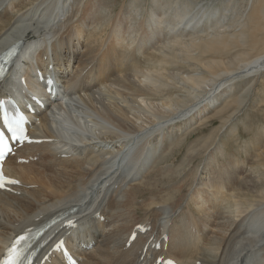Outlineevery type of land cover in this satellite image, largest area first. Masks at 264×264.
I'll return each instance as SVG.
<instances>
[{"label": "bare ground", "instance_id": "6f19581e", "mask_svg": "<svg viewBox=\"0 0 264 264\" xmlns=\"http://www.w3.org/2000/svg\"><path fill=\"white\" fill-rule=\"evenodd\" d=\"M105 1L0 0V55L17 43L21 47L0 87V100L10 97L21 109L35 110L30 114L29 141L17 146L4 163V174L16 184L0 190V261L30 229L61 214L67 217L46 239L50 244L64 239L79 264H158L166 259L177 264H264V186L244 178L238 161L226 167L208 160L185 179L182 176L184 182L180 177L185 185L190 178L192 187L182 188L189 192L178 205L160 197L157 185L151 189L156 180L143 181L150 170L163 169L167 134L193 132L226 100L239 101L241 97L231 100V95L240 78L261 75L264 81V52L247 62L235 61L231 71L214 72L215 82L195 80L198 71L190 72L193 76L179 77L189 85L188 97L198 87L204 91L183 106L173 90L176 75L165 76L171 56L158 37L165 32L166 47L172 48L181 28H206L191 38L206 35L207 50L228 49L231 43L246 49L250 36L258 30L264 34V0H218L215 7L214 0L207 5L197 0H152L156 8L149 25L135 31L125 27L119 15L105 18ZM255 46L250 48L256 52ZM213 60L207 64L212 69L220 63ZM38 71L54 75V100L53 94L45 93L46 84L38 81ZM178 187L173 191L179 193ZM146 190L149 194L138 195ZM44 264L65 263L54 252Z\"/></svg>", "mask_w": 264, "mask_h": 264}, {"label": "rangeland", "instance_id": "374dc122", "mask_svg": "<svg viewBox=\"0 0 264 264\" xmlns=\"http://www.w3.org/2000/svg\"><path fill=\"white\" fill-rule=\"evenodd\" d=\"M102 2L104 0H101ZM118 1V2H117ZM181 1V0H179ZM192 2H195L196 0H190ZM207 1V2H206ZM220 1V0H219ZM218 0H214L213 2H211V5L213 7L218 5ZM121 2V0H106L105 1V10L104 8L102 9L103 12V16L105 18H114L115 16L120 17V21L124 22L122 23L125 27H127L128 29H130V31H135V30H139V28L141 29H145V27L147 28V26L149 25L148 21L151 15V12L154 8L151 4H152V0H124L121 2V4L119 3ZM124 2V3H123ZM134 2V4H133ZM151 2V3H150ZM201 3V4H209L210 0H197L196 3ZM118 4V5H117ZM123 4V5H122ZM131 4V6H130ZM114 5V7H113ZM117 6V7H116ZM241 11L245 10V4L242 2L241 3ZM123 8L122 11H120L119 9ZM148 9V10H146ZM117 10V11H116ZM126 10V11H125ZM119 11V12H118ZM145 11V13H144ZM118 12V14H117ZM144 14V15H143ZM144 16V17H143ZM116 17V18H117ZM143 22V23H142ZM141 25H140V24ZM148 23V25H147ZM140 25V26H139ZM139 26V27H138ZM249 26H252L251 24H249ZM137 28V29H136ZM201 28V27H199ZM182 29V30H181ZM180 32H179V37H178V43H174L172 44V48H167L166 47V43L168 41V37L167 34L165 32H163V37L161 38L158 37V41L162 40V42L160 41L159 44L162 48H164V50L167 52V54L170 57V63L167 67L168 69H166V77H169L171 75V73H174V76L176 75V78L173 79L172 77H170L171 82L173 81V85H174V91H176L177 95L176 97H179L183 100V106H186L187 103L191 102L190 99L194 100V97H199L201 96V94L203 93L204 89H202V87H198L197 91H195L194 95L191 97H188L190 94L187 90V88L189 87L188 84L185 85L186 82H184V80H180V78H184L186 76H193L195 75V72L198 71V73L196 72L195 75V80L196 79H202V80H213V82L217 81L215 80L217 75L222 71V72H228L229 70L231 71L235 68L233 67V63L235 64V61H239V62H247L249 60H251L252 58L258 56L257 54H261L264 52V34L263 32L260 33L261 31H257L255 34H253L250 39L249 42V46L248 48L252 47V45H256L254 47V49L256 48V52L255 50H253V48H246L248 49L247 51H244L246 49L242 48L241 45H234L231 43V45L228 47V49H220L219 51H208L206 49V43L207 41H205L207 39L206 35L200 34L199 37H195V38H191V35L193 36V34L196 35V33H203L206 32V28L204 29V31L202 32L200 29L198 30V32L195 29H191V30H187L184 28H181ZM208 31V30H207ZM158 32V30H157ZM189 32V33H188ZM195 32V33H194ZM165 33V34H164ZM232 33V31L230 32ZM251 34V33H250ZM188 35V36H187ZM257 35V36H256ZM259 35V36H258ZM181 38L184 40H181ZM255 37V38H254ZM263 37V38H262ZM166 38V39H165ZM206 38V39H205ZM262 38V41H261ZM187 39V40H186ZM260 39V41L258 40ZM189 40V41H188ZM227 40V39H226ZM252 40V41H251ZM258 40V42H257ZM166 41V42H165ZM188 41V42H187ZM230 41V40H229ZM256 41V42H255ZM205 42V44H204ZM232 42V40H231ZM252 42V43H251ZM196 43V44H194ZM257 43V44H256ZM263 43V44H262ZM158 44V45H159ZM178 44V45H177ZM252 44V45H251ZM262 44V45H261ZM165 47H163V46ZM178 48H176L177 46ZM192 45V46H191ZM261 45V47H260ZM187 46V47H186ZM199 46V47H198ZM205 46V47H204ZM234 46V47H233ZM160 47V48H161ZM175 47V48H174ZM180 47V49H179ZM206 49H204V48ZM232 47V49H231ZM189 48V49H188ZM192 48V49H191ZM199 48V49H198ZM260 48V49H259ZM187 51H184V50ZM204 49V50H203ZM176 50V51H175ZM190 50V51H189ZM250 50V52H249ZM262 50V51H261ZM182 51V53H181ZM221 51V52H220ZM223 51V52H222ZM227 51V52H224ZM254 51V52H253ZM189 53H193L194 55L189 56ZM195 52V53H194ZM197 52V53H196ZM204 55H202V53ZM213 52V53H212ZM239 52V53H238ZM172 53V54H171ZM199 53V54H198ZM216 53V54H215ZM227 53V54H226ZM250 53V55H249ZM178 54V55H177ZM219 56H218V55ZM222 54V55H221ZM226 54V55H223ZM244 54V55H243ZM174 55V57H173ZM188 55V56H187ZM200 55V56H198ZM241 55V56H240ZM243 55V56H242ZM249 55V56H248ZM215 56V57H214ZM239 56V58H238ZM247 56V57H246ZM252 56V57H251ZM175 61H174V59ZM187 57V59H186ZM190 57V58H189ZM198 59H197V58ZM222 59H221V58ZM243 57V58H242ZM246 57V58H245ZM177 58L179 60H177ZM199 58H201V60H199ZM205 58V59H204ZM215 58V59H214ZM220 58V59H219ZM248 58V59H247ZM186 59V60H184ZM190 59V61H189ZM200 62L197 63V60ZM214 59V60H213ZM181 60V61H180ZM194 60V61H193ZM218 61L220 62L219 64H216L213 66V69L210 67L211 61ZM229 60V62H228ZM186 61V62H185ZM233 61V62H232ZM204 64H203V63ZM225 62V63H224ZM232 62V64H231ZM177 65H176V64ZM180 63H182V65H180ZM184 63V64H183ZM193 63V64H191ZM199 64V65H198ZM225 64V65H223ZM180 66H187V67H179ZM193 65V66H191ZM204 65V66H203ZM206 65V67H205ZM232 65V66H231ZM177 66V67H176ZM191 66V67H190ZM194 66H196L195 68H193ZM199 66V67H198ZM231 66V67H230ZM198 67V68H197ZM205 69V70H203ZM222 67V68H221ZM226 67V68H225ZM238 67V66H237ZM180 68V69H179ZM188 68V70H186ZM191 68V69H190ZM201 68V69H200ZM210 68L212 73L210 72ZM219 68V69H218ZM174 69V70H172ZM194 71H193V70ZM192 70V71H190ZM208 70V72H207ZM228 70V71H227ZM168 71V72H167ZM180 72V73H179ZM183 72V74H182ZM190 72L193 74H190ZM205 72V73H202ZM214 72L217 74H214ZM209 73V74H208ZM203 74V75H202ZM222 74V73H221ZM178 75V76H177ZM183 75V76H182ZM182 76V77H181ZM197 76V77H196ZM213 76V77H211ZM178 77V78H177ZM180 77V78H179ZM226 77V76H225ZM257 78V79H256ZM262 76L260 75L251 77V78H240V80L237 81L235 87H233V93L231 95V100L233 99L232 97H234V99H237L239 97H241V99H239V101H235L236 103L232 104L231 102L226 103V100L224 105L227 106L225 107L224 105L220 107V110L217 111V113H212L203 123V126H197L195 129L197 130H193V132L190 133H178L177 132H173L170 134H167V138L165 140L166 143V147H165V158L161 163V166L163 169L161 171H165L166 173H162L160 170H158L157 168L150 170V173L148 174V176L143 180V181H149V182H153V180L155 182H153V186L151 187V189L155 190V192L160 194V197H163L165 200L172 198L174 200V205H178L180 203V199L181 196L184 194L186 196V194L189 192V187L191 189L192 187V183L190 181V178L188 181H186V185L183 183L185 180V178L189 175L191 170H195L197 167H199L201 165V162H207L208 160H213L212 162H220L221 164H225L226 167L229 166L227 165V162H237L238 161V170L240 172H242V174L244 175V178L247 179H253V180H259L260 182V186H264V153L262 151V149H264V100H262V98L264 99V83L262 85V82H264L262 79ZM173 79V80H172ZM245 79V80H244ZM180 81V82H178ZM177 83V84H176ZM180 83H184V85L186 86L185 88L180 85ZM192 83H195L194 80H192ZM246 83H248V87L245 90L246 92L243 93V89L246 86ZM255 83V84H254ZM260 83V84H258ZM205 84V83H204ZM176 85L178 87H176ZM260 86V87H258ZM239 88V89H238ZM262 88V89H261ZM187 90V92H186ZM259 90V91H258ZM182 91V93H181ZM236 91V92H235ZM240 91V92H238ZM249 91V92H248ZM261 91V92H260ZM238 92V93H237ZM181 93V94H180ZM188 93V94H187ZM244 95H243V94ZM180 94V95H178ZM183 94V95H182ZM254 94V95H253ZM257 94V95H256ZM187 95V96H186ZM262 97H260V96ZM185 96V97H184ZM259 97V98H258ZM184 98L186 100H184ZM188 99V100H187ZM258 101H257V100ZM190 100V101H189ZM252 102V103H250ZM259 102V103H258ZM254 103V104H253ZM238 104V105H236ZM259 104V105H258ZM255 105V106H254ZM240 106V107H239ZM259 106V107H256ZM262 106V107H261ZM235 107V108H234ZM240 109H239V108ZM251 107V108H250ZM221 108H225L224 111L221 110ZM227 109V110H226ZM229 109V110H228ZM251 109V110H250ZM257 109V110H256ZM254 110V112H253ZM228 111V113H226ZM252 111V112H251ZM225 112V113H224ZM231 112V113H230ZM238 112V113H237ZM220 113L219 116H217ZM222 114V115H221ZM226 114V115H225ZM240 116H239V115ZM228 115H230L228 118L224 117ZM235 115V116H234ZM238 115L239 118H236ZM216 117H220L216 118ZM224 117V118H223ZM210 118V119H209ZM212 119V120H211ZM223 119V120H222ZM227 119V120H225ZM225 120V121H224ZM223 121V122H222ZM230 122V123H227ZM221 122V123H220ZM226 124H225V123ZM225 124V125H224ZM233 124V125H232ZM204 125H206L204 127ZM221 125V126H220ZM224 125V126H223ZM230 125V126H229ZM211 126V127H210ZM218 126V127H217ZM219 128V130L217 128ZM227 130H226V128ZM230 127V129H229ZM202 128V129H201ZM199 129V130H198ZM212 129V130H211ZM215 129V130H214ZM214 130V131H213ZM259 130V131H258ZM211 131V132H210ZM213 131V132H212ZM224 131V132H223ZM228 131V132H226ZM221 132V133H220ZM215 133L218 135L217 137H215ZM228 133V135H227ZM172 134V135H171ZM184 136H181V135ZM233 134V135H232ZM169 135V136H168ZM208 135V136H207ZM212 135V136H211ZM239 135V136H238ZM263 135V136H262ZM236 136V137H235ZM169 137V138H168ZM173 137V138H172ZM214 137V139H213ZM251 137V138H250ZM260 137V139H259ZM262 137V138H261ZM220 138V139H219ZM222 138V139H221ZM172 139H174V143L172 141ZM178 139H180L182 142H180ZM217 139V140H216ZM169 140V141H168ZM211 140V141H210ZM203 143H201V142ZM207 141V142H206ZM222 141V142H221ZM224 141V142H223ZM169 142V143H168ZM176 142H179L178 145L176 146ZM194 144H193V143ZM206 142V143H205ZM210 142V143H209ZM213 142V143H212ZM256 142V143H255ZM176 143V144H175ZM203 145L200 146V144ZM223 144V145H220ZM175 144V145H174ZM198 144V145H197ZM206 144V145H205ZM195 145V146H194ZM205 145V147H204ZM216 145V146H215ZM191 146V147H189ZM197 146V147H196ZM200 146V147H199ZM210 146V147H209ZM260 146V147H259ZM203 149H202V148ZM218 147V148H215ZM223 147V148H221ZM172 148H177V149H172ZM196 148V149H195ZM200 148V150H199ZM205 148V149H204ZM210 148V149H209ZM221 148L222 152H220L218 149ZM189 149V150H188ZM194 149L196 151H194ZM259 149V150H258ZM207 150V151H205ZM216 150V152L214 151ZM243 150V151H241ZM258 150V152H257ZM194 151V152H192ZM198 151V152H197ZM241 151V152H240ZM247 152V153H246ZM257 152V154H256ZM261 152V153H260ZM207 155H206V154ZM222 155H219L221 154ZM224 154V155H223ZM229 154V155H228ZM238 154V155H237ZM247 154V155H246ZM257 155V156H256ZM260 155V157H258ZM222 156V157H221ZM233 156V157H232ZM262 156V157H261ZM232 157V158H231ZM258 157V158H257ZM231 158V159H230ZM247 158V159H246ZM251 158V159H250ZM257 158V159H256ZM236 159V160H235ZM259 160V161H257ZM181 161V162H180ZM245 163V164H244ZM240 165L242 167H240ZM216 165H214L215 167ZM182 169L183 171L179 170ZM242 169V171H241ZM246 171H245V170ZM249 169V170H248ZM169 171V172H168ZM188 171V172H187ZM245 171V172H244ZM178 173V175L176 174ZM193 174V173H192ZM178 176V177H177ZM184 179H183V177ZM149 177V178H148ZM182 177V179L180 178ZM256 177V178H255ZM151 181H150V180ZM178 179V180H177ZM147 181V183H148ZM179 181V182H177ZM181 182L184 184H181ZM161 183V184H160ZM176 183V184H175ZM178 183V184H177ZM160 184V185H159ZM175 184V185H174ZM158 187H157V186ZM163 185V187H162ZM177 185V186H176ZM183 187H182V186ZM188 185V186H187ZM156 186V188H155ZM179 186V187H178ZM184 186H187L188 190H184L182 188H185ZM155 189H154V188ZM161 187V188H160ZM176 187H178L179 189V193L173 191L174 189H177ZM166 188V189H165ZM172 188V189H171ZM182 191H181V190ZM159 190V191H158ZM161 191V192H160ZM166 191V192H165ZM173 191V193H171ZM163 192V194H161ZM148 193V191L146 190L145 193H141L138 194L139 196L142 195H146ZM170 193V194H169ZM177 193V195H176ZM149 194V193H148ZM169 194V195H168ZM151 195H155L154 193H152ZM183 195V196H184ZM156 196V195H155ZM171 196V197H170ZM176 196V197H175ZM186 203V198L185 201L182 203L184 204ZM192 211V213L194 214H198L197 210L192 207L190 209ZM200 230V229H199Z\"/></svg>", "mask_w": 264, "mask_h": 264}]
</instances>
